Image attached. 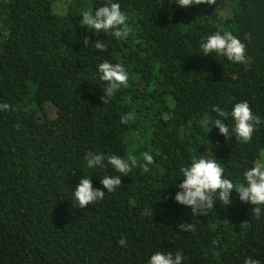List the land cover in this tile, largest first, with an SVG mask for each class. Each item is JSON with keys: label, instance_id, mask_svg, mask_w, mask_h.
<instances>
[{"label": "trees", "instance_id": "trees-1", "mask_svg": "<svg viewBox=\"0 0 264 264\" xmlns=\"http://www.w3.org/2000/svg\"><path fill=\"white\" fill-rule=\"evenodd\" d=\"M111 2L128 15L127 38L82 26L84 11L109 0H0V103L12 108L0 111V264H148L157 251L182 252V264H264V206L255 217L233 190L229 206L217 199L195 216L174 199L180 168L203 154L234 184L264 161V123L248 143L235 137L231 116L229 140L209 132L213 106L231 113L247 101L264 121V0ZM217 31L238 37L251 61L203 55L201 41ZM97 40L106 52L92 48ZM105 60L129 73L107 104ZM131 111L136 119L122 124ZM89 151L104 155V167H87ZM144 152L154 157L148 172ZM111 155L137 166L114 193L78 208L81 177L106 191L101 179L120 175ZM182 222L195 231L178 230Z\"/></svg>", "mask_w": 264, "mask_h": 264}, {"label": "clouds", "instance_id": "clouds-1", "mask_svg": "<svg viewBox=\"0 0 264 264\" xmlns=\"http://www.w3.org/2000/svg\"><path fill=\"white\" fill-rule=\"evenodd\" d=\"M173 2V0H171ZM179 7H191L193 5L216 4L217 0H174ZM81 16L82 26L89 30H94L96 34L109 33L116 39L127 38L131 32L128 24V15L121 10L119 3L109 0V3L98 7L94 11H84ZM83 43L87 46L90 43L89 37L83 38ZM92 48L106 52L108 45L104 41L97 40L92 43ZM203 55L207 56L216 53L219 56L226 57L228 61L235 63H249L251 57L247 55L246 45L230 31L223 33L217 31L204 38L200 43ZM98 70L102 74L100 79L106 82L103 88L105 93L101 97L103 104L109 103L121 86L127 87L129 73L121 63H111L107 60L98 65ZM131 103L130 98L127 101ZM8 103H0V111H11ZM212 111L217 117L210 122L209 132L212 126L219 129V133L226 139H230V129L224 122L229 116L234 121L233 131L235 137L243 143L251 141L253 133L257 131V126L264 123L260 117L255 115L247 101L236 103L229 113L218 106H213ZM136 119V112L125 113L121 117L122 124ZM17 129L20 127L16 125ZM145 164L142 165V171L148 172V165L154 163V157L149 152L142 153ZM88 168L96 166L104 167V155L89 151L85 155ZM108 164L120 175H105L101 179L103 189L94 187L90 177H81L79 183L75 186L74 198L78 208L85 209L89 205H94L105 198L106 193H114L122 185L121 176L128 175L133 167L137 166V160L129 156L127 159L118 155H111L108 158ZM182 183L178 185L180 189L175 194V201L181 205L191 208L192 215L207 216L208 212L216 206L218 199L227 207L232 203L231 193L233 190L239 195V199L244 203L253 205L252 213L259 218L264 206V161L254 164L251 168L244 171L245 183L234 184V182L224 177V168L216 159L209 158L207 155H201L193 160L189 166L181 167ZM180 231H195L192 223L182 222L178 224ZM121 246H127L126 238H121L118 242ZM184 257L182 252L177 251L173 254L171 251H157L151 255L148 264H182ZM244 264H261L258 259L248 257Z\"/></svg>", "mask_w": 264, "mask_h": 264}]
</instances>
